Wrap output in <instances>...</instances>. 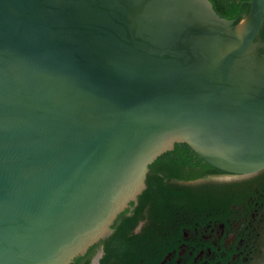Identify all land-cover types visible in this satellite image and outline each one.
<instances>
[{
    "label": "water",
    "instance_id": "95a60500",
    "mask_svg": "<svg viewBox=\"0 0 264 264\" xmlns=\"http://www.w3.org/2000/svg\"><path fill=\"white\" fill-rule=\"evenodd\" d=\"M263 21L264 0H0V264L84 254L175 142L263 169Z\"/></svg>",
    "mask_w": 264,
    "mask_h": 264
},
{
    "label": "trees",
    "instance_id": "16d2710c",
    "mask_svg": "<svg viewBox=\"0 0 264 264\" xmlns=\"http://www.w3.org/2000/svg\"><path fill=\"white\" fill-rule=\"evenodd\" d=\"M216 12L239 20L250 9V0H210ZM258 39L264 51V21ZM225 171L204 161L186 142L159 155L150 165L146 187L136 202L123 210L112 224V233L91 245L68 264H90L99 246V264H160L176 248L182 229L225 221L234 213L253 211L251 235L258 241L250 263L264 262V168L245 177L226 181H197ZM142 222L139 232L135 227ZM258 232H261L260 237ZM263 246V248H262Z\"/></svg>",
    "mask_w": 264,
    "mask_h": 264
},
{
    "label": "flooded vegetation",
    "instance_id": "af4514ba",
    "mask_svg": "<svg viewBox=\"0 0 264 264\" xmlns=\"http://www.w3.org/2000/svg\"><path fill=\"white\" fill-rule=\"evenodd\" d=\"M242 177L245 176L225 172L209 175L197 181H226ZM256 210L257 208L253 207L252 212H246L242 206L243 213H234L225 221L211 220L204 226L195 224L192 228H183L176 248L169 251L160 264H253L250 263V259L255 257L253 243L260 240L257 241L251 235L249 226L254 224ZM141 227L142 222L134 231L139 232ZM257 234L260 237L261 232ZM102 254V246H99L90 264H99Z\"/></svg>",
    "mask_w": 264,
    "mask_h": 264
},
{
    "label": "bare ground",
    "instance_id": "6f19581e",
    "mask_svg": "<svg viewBox=\"0 0 264 264\" xmlns=\"http://www.w3.org/2000/svg\"><path fill=\"white\" fill-rule=\"evenodd\" d=\"M241 58L243 59V60H241L242 65H246V66L251 65L249 52L244 53V55L241 56ZM253 79H254V75L252 74V75H248V76L243 75L241 80H242V82H244V81H248V80L252 81Z\"/></svg>",
    "mask_w": 264,
    "mask_h": 264
}]
</instances>
